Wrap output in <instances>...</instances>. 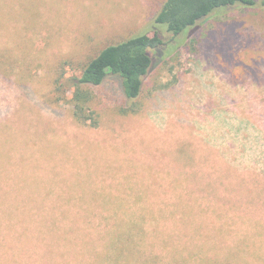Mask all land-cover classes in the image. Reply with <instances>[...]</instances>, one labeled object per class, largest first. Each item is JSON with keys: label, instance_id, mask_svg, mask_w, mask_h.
Segmentation results:
<instances>
[{"label": "rangeland", "instance_id": "obj_1", "mask_svg": "<svg viewBox=\"0 0 264 264\" xmlns=\"http://www.w3.org/2000/svg\"><path fill=\"white\" fill-rule=\"evenodd\" d=\"M165 1L0 0V62L14 67L0 74V264H41L6 240L7 217L61 214L163 215L182 247L264 264V0L218 10L177 37L176 52L154 53L137 115L120 113L114 76L93 88L98 128L50 98L60 74L78 78L104 48L160 30ZM183 203L205 208L193 227L205 229L175 227Z\"/></svg>", "mask_w": 264, "mask_h": 264}, {"label": "trees", "instance_id": "obj_2", "mask_svg": "<svg viewBox=\"0 0 264 264\" xmlns=\"http://www.w3.org/2000/svg\"><path fill=\"white\" fill-rule=\"evenodd\" d=\"M236 5L255 6L256 2L255 0H166L156 14L154 23L160 30H166L171 34L173 36L171 40L165 42L161 35L162 30L161 32L153 30L151 33L147 32L110 45L84 66L80 77L64 81L63 74H60L50 98L52 100L58 98L68 103L71 107V116L76 123L98 128L100 114L95 107L96 94L93 88L103 85L108 77L114 76L121 79L124 96L128 102L127 107L120 109V113L124 116L139 114L143 108L138 100L142 96L146 78L154 65L153 54H161L166 46L171 47L170 52L173 50L176 52L177 47L181 45H170L176 42L177 37L185 34L214 12ZM248 67L250 68V65ZM13 68L7 63L0 62V74L4 77H7L6 75H9ZM216 200L221 203L216 212L219 217H223V212H227L226 202L219 198ZM195 209L199 215L206 213L205 208L199 203L178 204V213L181 215L175 227L180 226L184 230L193 229L196 233L200 229H205L202 223H199V229L193 228L196 226ZM31 217L6 218L9 223L14 222L10 224L9 229L15 231L11 236L7 235L6 240L9 238L17 250L23 248L20 256L22 253L32 251L27 253L28 262L35 259L33 256L36 257L38 253L41 264H230L228 261H217L201 254L203 248L195 250L186 245L184 247L179 245L181 232L164 222L166 217L163 215L130 218L102 216L97 218L99 220L96 223L86 216L67 217L65 214ZM20 229L21 232H17ZM158 241L169 250L168 257L157 252Z\"/></svg>", "mask_w": 264, "mask_h": 264}]
</instances>
